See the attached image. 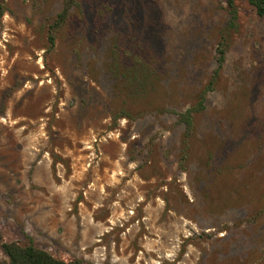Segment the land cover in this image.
Here are the masks:
<instances>
[{
    "label": "rangeland",
    "instance_id": "1",
    "mask_svg": "<svg viewBox=\"0 0 264 264\" xmlns=\"http://www.w3.org/2000/svg\"><path fill=\"white\" fill-rule=\"evenodd\" d=\"M74 1L0 0V263L264 264V17Z\"/></svg>",
    "mask_w": 264,
    "mask_h": 264
},
{
    "label": "trees",
    "instance_id": "2",
    "mask_svg": "<svg viewBox=\"0 0 264 264\" xmlns=\"http://www.w3.org/2000/svg\"><path fill=\"white\" fill-rule=\"evenodd\" d=\"M247 3L254 9L255 13L259 17H264V0H246ZM227 9L230 14V28L234 25L235 20L237 19V11L234 5V0H226ZM62 10L58 14L57 19L55 20L53 26L49 31V39L51 43L54 42V32L60 28L68 18V15L75 5L74 0H62ZM103 11L110 12L109 8L104 7ZM224 43H220L217 50V63L218 68L221 67L224 61ZM130 81V80H126ZM204 99L201 97L200 102L193 109L187 111L181 115L180 120L185 124L186 134L192 132V114L196 111H201L203 109L202 103ZM186 150V148L184 149ZM186 153V152H185ZM184 153V154H185ZM1 249L4 255L7 258L6 262L0 264H86L81 260H73L69 262H64L58 259H55L47 252L40 250L33 245H20L18 243H4L1 244Z\"/></svg>",
    "mask_w": 264,
    "mask_h": 264
}]
</instances>
